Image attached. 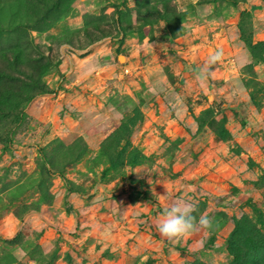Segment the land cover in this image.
Masks as SVG:
<instances>
[{"label": "rangeland", "instance_id": "374dc122", "mask_svg": "<svg viewBox=\"0 0 264 264\" xmlns=\"http://www.w3.org/2000/svg\"><path fill=\"white\" fill-rule=\"evenodd\" d=\"M0 264H264V0H0Z\"/></svg>", "mask_w": 264, "mask_h": 264}, {"label": "clouds", "instance_id": "9594fccd", "mask_svg": "<svg viewBox=\"0 0 264 264\" xmlns=\"http://www.w3.org/2000/svg\"><path fill=\"white\" fill-rule=\"evenodd\" d=\"M223 53L221 51L215 52L209 57L208 65L215 64L222 59ZM206 70L201 69L197 78H206ZM165 198L166 196H160ZM196 211V206L191 202L183 199H176L162 210L161 217L157 224V230L165 239L176 243L184 236L190 235L198 229H210L212 227V220L201 215L199 220L193 215Z\"/></svg>", "mask_w": 264, "mask_h": 264}, {"label": "water", "instance_id": "95a60500", "mask_svg": "<svg viewBox=\"0 0 264 264\" xmlns=\"http://www.w3.org/2000/svg\"><path fill=\"white\" fill-rule=\"evenodd\" d=\"M123 59L125 60V57L122 56V55H120V56H119V60L121 61V60H123Z\"/></svg>", "mask_w": 264, "mask_h": 264}]
</instances>
